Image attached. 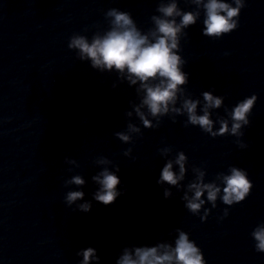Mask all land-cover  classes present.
Returning a JSON list of instances; mask_svg holds the SVG:
<instances>
[{"label":"clouds","instance_id":"1","mask_svg":"<svg viewBox=\"0 0 264 264\" xmlns=\"http://www.w3.org/2000/svg\"><path fill=\"white\" fill-rule=\"evenodd\" d=\"M181 3L189 6L188 9L181 8ZM247 3L248 0H156L154 14L149 17L151 26L146 29L138 25L130 11L112 7L104 12L106 26L96 23L91 26L94 31L85 27L69 37L67 47L75 53L76 60L101 74L115 73L113 89L122 83L134 89L135 100H129L130 110L123 113L126 126L113 133L122 144L132 146L123 151L124 157L135 161L136 141L144 138L145 129L158 130L165 117L172 123H177L178 117H185L184 128L198 127L212 139L232 136L240 150L249 148L243 137L245 129L252 124L250 117L257 94L245 96L231 107L225 104L224 95L214 94L215 89L193 97L187 90L190 73L184 71L188 62L181 55V42L189 39L188 29L202 22L201 34L220 40L240 27V16ZM221 108L224 115L216 111ZM157 153L165 161L156 181L163 189L164 199L182 193L183 207L199 217L201 223L218 207V201L226 206L218 217V221H223L231 207L242 204L252 194L254 183L247 169L230 164L226 171L216 172L209 180L206 162L199 166L190 163L183 150L174 152L171 145H166L159 147ZM64 163L69 166L66 169L69 173L81 167L70 156L64 157ZM92 166L99 169L90 177L96 185L92 200L85 199L83 189L88 181L83 174L63 179L62 186L68 189L63 203L73 212H91L92 201L110 206L124 194L120 189L119 163L100 155L92 161ZM173 232L172 240L124 246L115 264H208L203 249L189 231L175 228ZM249 236L254 251L264 254V220L253 227ZM75 255L80 258L76 264H101L95 247L80 248Z\"/></svg>","mask_w":264,"mask_h":264}]
</instances>
